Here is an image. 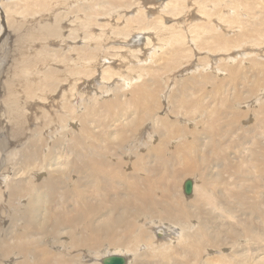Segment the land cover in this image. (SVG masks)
<instances>
[{
	"label": "bare ground",
	"instance_id": "6f19581e",
	"mask_svg": "<svg viewBox=\"0 0 264 264\" xmlns=\"http://www.w3.org/2000/svg\"><path fill=\"white\" fill-rule=\"evenodd\" d=\"M47 1L49 2V0H9V4L13 3L10 4V8H13V6L18 7L20 13H22L19 14L20 17L23 16L26 19L30 12L34 13L38 9H42V11L44 9L50 10V6L52 5H47ZM95 1L94 3L92 2V5H83L82 9H80L82 10L81 12H86V20L84 22L81 21L80 24L78 23V31L81 29V35L92 31L90 27H95V23L93 22L94 24H91L90 22L95 19L105 21L97 23V20H95L98 26L97 29L102 31L95 32V34L87 33L82 38L78 37V34L74 36L75 33L71 36V39L73 37L75 38V40H73L74 38L72 39L74 43L83 41L85 44L83 46L85 47L87 45L85 48L79 45L78 47L81 49L79 51L75 48V45L73 46L78 52L75 54H78L75 58L78 57L76 61L80 68V74L76 75L77 78H80L78 76H82V73L83 75L88 73L85 68L88 67V65L86 66V59L90 58L89 56L94 57L93 52L95 51L96 53L99 51L97 54L98 58L103 52V57L99 61V71L103 75L100 76L102 79L106 77L105 72L108 71L101 70L100 68L102 66H106V64L110 65V63L117 64V57L120 58L121 64H124L122 62L125 59L130 60L129 56L132 58L134 56L139 59L137 54L140 53L145 55V58L140 60L148 62V58L155 52L157 53L160 43L165 46V50L162 51L164 53L160 57H165L166 59L160 64L159 59H149V61L154 63V67L150 69L148 67V70L145 67L138 69L137 66L134 67H137L136 69L138 70L131 68L133 69L132 72L135 74L138 73V75L128 74L130 73L129 70L131 71L128 68V73L125 71L127 77L124 75L123 77L125 78H122V74H119L124 82L115 85L114 88H112L113 85L109 87L110 89L106 88L108 91L103 90L101 85V88H95L94 82L99 81L98 78L95 77L91 78L92 80H88L87 77L86 79L83 76L85 80L81 82L77 81V83H80L82 89L87 88L86 92L89 95L90 93L96 95L93 97L92 95L85 97L83 95L84 93H79L74 96L72 93L76 92L77 89L74 92L71 91L72 93L70 95L74 96L73 100L75 102L73 101L72 103L74 104L67 107L68 112L65 110V114L70 119L68 120L69 124L67 122L63 124L55 118L52 119L56 120L57 124L52 128L53 131L50 129V132H56L55 134H57L66 127L70 132L64 134L56 146L49 143L50 139L30 140L29 138L34 139L33 136L28 134L26 129L20 130L22 124L25 123L26 125V119L22 117V112H17L16 118L14 116L15 124L6 120V123H9L8 128L14 129L12 130L13 133H11V139H7V144L10 147L13 145L18 148L19 146L25 145L26 139L30 140V144L28 143L29 145L27 144L21 150H16L15 148V152L12 151L13 149L6 152V148L0 151V154L2 153L3 155V152H5L6 158L8 157L12 160L10 169L6 173L3 171V175L0 174V188L2 189L3 185H5L7 186L8 192L7 202H3V198H0V264H106L104 260L110 256L124 257L125 263L123 262L122 264H264V206L262 203L264 201H262L263 197L260 196L261 191H259L264 183V62L259 60L258 57L252 58L250 60L251 67L248 64L247 66L243 65L245 68L250 67L246 73H243V71L245 72V68L242 71L241 66H235L237 64L240 65L239 61L237 64H233L234 66H230V64V67L227 62L226 72L228 73L225 74H229L228 79L230 83L225 80L222 81L221 79L220 81L218 80L217 85L214 83L215 86L207 90L206 86L198 78H196L198 79L196 81L197 83L194 82L195 77L199 76L197 74L194 76L191 75L194 77V79L191 77L194 82L193 84L196 83V86L194 85V91L187 86V84H190L188 83L189 80L187 82L185 81L186 85L182 89L180 86L181 91L175 86V89L180 91L175 95L176 99L174 94H172L176 100V104L181 107H188V109L191 107L192 109V112L189 113L191 116L189 114L187 115L190 117L188 119L184 118L183 114L178 115L180 119H171L170 106L172 104L169 105L168 102L173 99H169L172 90L166 85L168 89L166 90L165 88L166 91H162L158 87L160 84L157 83L155 85L158 74L162 70L168 69L167 73H162L169 74V69L174 70L172 67L177 66L179 59L185 60L189 52L193 54L195 49L189 51L188 45H186V39H189L188 42H191L193 39L195 41L199 40L200 44H204L207 41L209 44L205 43L207 46H211L209 43L211 39L213 40L212 44H217L218 50L221 47L218 46L220 43L226 45V48L227 46L233 45V42L245 43L250 46L258 44L259 40L264 36V13L262 14L264 9H259L262 5L258 8L259 12L261 10V15L258 16V19H252L253 15L251 14L253 12L251 13L249 8L253 9V7L248 6L245 0ZM252 1L256 4L258 3L254 0ZM61 2L63 3L65 1ZM88 2L91 3L90 1ZM251 2H249V5ZM58 3H60V0ZM58 3V6H63V4ZM140 3H143V5L144 3H147V5L150 3L149 5L151 6H149L148 11L149 9L156 8L160 13L164 12L165 14L163 13L157 17L153 15L154 17H152V14H149L148 11L146 12ZM96 4L98 5L96 6ZM261 4H263V1ZM78 6L80 7V4ZM78 6L76 9L79 8ZM243 6L251 14L247 15L246 10L242 11L244 14L246 13V18L242 19L243 25L240 27L241 32L237 40L235 38L232 39L233 41L228 40L226 37L230 36H227L225 33L221 34L222 31L219 28L218 30L221 33H217L215 29L218 26L217 24L221 26L226 19H229V16V20L234 19V16H231L234 12L240 18V10ZM104 7L106 8L104 9ZM113 8H116V10H113ZM1 12L0 10V31L6 30L5 24L2 21L3 19L1 18ZM136 12V16H133L135 14L132 13ZM63 13L65 14V11ZM63 13L61 12V15ZM130 13L132 14L130 17H133L125 21V25L119 22L123 16L130 15ZM9 14H11L10 10L5 17ZM61 15L59 18H61ZM66 15H63L64 18ZM74 16L75 18L78 17L75 13ZM213 16H215L214 20L216 24L211 20ZM12 18L14 20L13 16ZM53 18H56V16ZM88 18L93 20L90 21ZM167 18L176 20V23L173 25L165 23ZM9 19L7 18V21ZM196 19L198 20L196 21ZM200 19L201 22H199ZM16 20L14 21L16 22ZM66 20H68L67 17ZM80 20H83V18ZM88 20L91 26L87 25ZM194 20L196 22L192 23ZM248 21L250 24L247 23ZM238 22L236 21V23ZM47 23L49 24L50 22ZM63 23L65 25V22ZM71 24L75 26V21L74 24ZM113 24L114 26L117 24L118 27L114 28ZM120 24L122 27L119 26ZM188 24L192 26L187 27L186 25ZM108 25L113 27L111 30L108 29L109 31L106 30ZM183 25L188 28H185L187 34L180 28ZM236 25H239V23ZM227 27L229 28V26ZM58 28L56 25L46 26L45 28L39 26V30L36 32L21 35L19 39L21 40V44L25 45L23 47L35 43L36 39L38 40L42 34L50 35L49 39L55 40L59 35L60 29ZM43 29L44 31L41 33ZM230 29L233 31L235 27H230ZM130 31H134L133 33L140 31V33L136 32L137 34L134 37L128 39V33ZM236 32L234 31V33ZM68 33H72L70 25ZM115 33L118 34H116L117 37H114L115 35L113 34ZM143 34L146 35L147 40H145L147 43L149 41L153 44L150 50L147 49V46L138 48L135 46L136 44L133 45L135 40L141 43L140 40L144 37ZM5 35L7 34H3V36ZM228 35H231L229 31ZM3 36L1 33L0 41ZM68 36L67 38H70ZM11 37L14 36L12 35ZM11 37L9 40H11ZM5 38L7 39V37ZM65 38L64 35V40H67ZM93 39H97L98 41ZM113 40L121 41L123 43L121 45L123 46H119L121 47L120 49L129 53L124 56V54H119L118 52L112 54L114 55L112 58L108 55L105 56L106 52H108L107 49L111 46L105 47ZM68 41L71 42L70 39ZM60 42L62 43V39ZM199 42L196 44L199 45ZM77 43L82 44L81 42ZM60 45H63V43ZM102 45L103 48L100 51ZM162 45L160 44V46ZM50 48L48 47V49ZM197 48L202 49L203 46ZM205 48L207 49V47ZM116 49L118 50L119 48ZM143 49H147L148 52ZM27 50L29 49L27 48ZM45 50L46 56H49L47 53L49 50L47 52ZM234 50L237 52L236 49ZM39 51L37 52L39 53ZM229 51L228 53L230 54ZM248 51L250 52V50H246V52ZM252 52L253 50H251L250 57H252ZM38 53L35 54L40 56V53ZM156 53L154 55L158 57ZM115 55L117 56L116 59ZM119 55L122 58L124 56V59H121ZM146 55L151 56L146 57ZM22 56H25V54H22ZM38 56V62L42 58L44 61V55H42L43 57L41 59ZM51 56L54 57L55 55ZM51 56H49L50 58L48 57V60L45 58L47 65L50 63H47L49 59H52L51 61L53 63V57ZM56 59L58 60L59 58L56 57ZM56 59L54 58V60ZM222 60L219 59V61ZM234 60L231 61L233 62ZM63 61L65 62V60ZM24 62L26 61L23 59L22 63ZM95 62L97 63V61ZM194 62L191 61L185 65V70L189 71L190 68L187 66L192 67L191 63ZM32 63L27 62L19 65L16 74L12 71L15 74L13 75L22 78ZM96 63L95 66L97 65ZM14 64L12 65L16 66ZM147 65L150 66L151 64ZM180 66L178 68L181 69L182 66ZM221 67L223 68V66ZM140 69L141 71L139 73ZM12 70L14 69L12 68ZM55 71V69H49L45 74L44 84H42L43 87L45 85L52 89L51 91H54L57 88L56 86L59 85L57 82L59 78H56ZM122 71L124 72L123 69ZM73 72L75 74L76 71ZM249 74L253 75L254 78ZM64 75L66 74L64 73ZM110 75L112 74L108 76ZM172 75H175V72L170 76L172 77ZM92 76L94 77V75ZM129 76L131 78L128 79ZM112 77L114 79L116 76L112 75ZM243 79V83L239 81L240 84L242 83L241 87H239L238 80ZM115 80H117V77ZM60 81L64 82L62 78ZM11 82L12 80H9L8 84L6 83L7 87L5 90L3 89L8 94L7 99H4L6 102H3H5V106L9 107L10 111H15L17 101L13 96L15 95L13 86L16 81L13 82L14 84ZM133 82L137 83L130 86ZM107 83L110 84V81ZM30 85L31 82L27 80L26 87L28 88L29 86V92L32 93L35 90L33 88L37 85L34 82V87H30ZM67 85L69 87V84ZM190 90L193 91L191 92L193 96L191 100L189 99L191 97ZM36 91H38L37 88ZM49 94L50 96L52 95L51 93ZM193 94L196 96L194 97ZM83 97L85 99L88 98L87 101L93 98V101L96 102L94 105L90 104L85 106V99L83 100ZM164 97L167 101H165V105L163 104V108L162 100L165 99L162 98ZM174 99L172 103L175 102ZM240 101H244L243 108L237 107L236 103ZM51 105L56 110H61L57 102L54 101ZM51 105L48 107H51ZM40 106L45 108L47 105L40 104ZM76 107L78 110H76ZM181 107L180 109H182ZM178 108L177 110L179 111ZM88 110L96 112L97 115H103L107 118V121H104V119H96L94 130L85 131L80 135H73L75 129L81 124V120L85 118ZM185 111L188 110H184V114ZM113 112L115 114H112ZM8 114L10 115V113ZM116 114H119L120 117L116 118ZM48 120L50 121L51 118ZM52 120L51 124L53 125L55 121L53 122ZM65 120L67 119L65 118ZM77 120L79 121L77 122ZM49 121L47 122L49 123ZM10 124H12L11 127H9ZM47 125L49 126V124ZM74 126L75 129L71 131V127ZM41 129L44 132L46 131V133L48 132L45 128ZM241 130L245 131V135ZM0 132L4 133L3 129ZM222 139H225V142ZM45 141L48 142L46 143ZM246 144H250V150L248 148L250 151L249 155L245 156L247 153L240 150L238 152H242V155H244L243 159L247 162L248 166L243 165L245 162L242 164L239 161L241 154L238 158L235 155L232 156V153L228 150V147L231 146L233 150L235 148L237 149V147L242 149L243 147L245 148ZM134 152H137L138 156L133 155ZM124 154L127 155L124 156ZM14 156L19 157L20 162H14ZM128 159L141 164L140 173L133 172L129 174L131 168L126 165ZM3 164L4 159L2 157L0 159V166ZM246 173L249 175L248 182L243 181ZM186 175L192 176L193 179L189 178L182 183L181 180ZM186 181H190L191 183L189 193L184 188ZM182 186L183 188L181 189ZM222 217L227 221L222 219ZM239 218L243 220V226L239 225ZM7 222L8 226L1 229V226L6 225ZM156 236L159 239L162 238L158 242L155 240L157 243L153 241ZM163 238L167 240L164 242ZM237 241H239L238 244ZM240 242L249 247L241 245ZM250 248L253 250V253L250 252Z\"/></svg>",
	"mask_w": 264,
	"mask_h": 264
},
{
	"label": "rangeland",
	"instance_id": "374dc122",
	"mask_svg": "<svg viewBox=\"0 0 264 264\" xmlns=\"http://www.w3.org/2000/svg\"><path fill=\"white\" fill-rule=\"evenodd\" d=\"M7 1V2H6ZM27 1H32V0H27ZM56 0H49V2L47 1V5H52L53 6V8H52V6H50L51 8H50V10H47V9H44V11H42V9H38L37 11H34V13H32V12H30L29 13V15H28V18H24L23 16H21L20 17V15L19 14H22V13H20V9L18 8V7H14L13 6V8H10V4H13V3H10L9 4V0H0V10L2 11L1 12V18L3 19L2 21H3V23L5 24V29L6 30H2V31H0V34L2 33V36H3V34H7V35H5V36H3V38H2V40L0 41V131L3 129V131H4V133L3 132H0V135L2 136H0V151L1 150H3L4 148H6V152H8L9 150H11V149H13L12 151L13 152H15V148H16V146H13L12 144H10V145H12V147H10L9 146V144H7L8 142H7V139L8 138H10L11 139V137H12V134L11 133H13V131L12 130H14L13 128H8V124L9 123H6V120H9L10 121V123H13V124H15V118H16V116H17V112H22L21 114H22V117L24 118V119H26L25 120V122H26V125H25V123L24 124H22L21 125V129L20 130H24V129H26L27 130V133L28 134H30L31 136H33V138L34 139H32V138H29L30 140H32V141H34V140H47V139H50L49 141V143L51 144V145H54V146H56L59 142H60V140H61V138L63 137V135L64 134H66V133H70L69 132V129L66 127V128H64L63 130H60L59 131V133H57V134H55L56 132H50V129L53 131V127H55L56 126V120L57 121H59V122H61V123H63V124H65V122H67L68 124H69V121L68 120H70L69 119V117H67V115L65 114V112L67 111H69V110H67V107H70L71 105H73L74 103H72L73 101L75 102V100H73V97L75 96V94H79V93H84L83 95L86 97V96H88L89 95V93L88 92H86V89L87 88H81L80 87V83L79 82H81L82 80H85V78L87 77L88 78V80H92L91 78H98L99 79V81H96V82H94V84H95V88H97V89H99V88H101L102 87V89L103 90H105V91H108L106 88H108V89H110L109 87H112V85H113V87L112 88H114L115 87V85H119V84H121L122 82H124L123 81V79H121L120 77V75L122 74V78H125V77H127V74H126V72L128 73V70L129 69H131V68H137L138 67V69L139 68H144L145 67V69H147L148 70V67H149V69L150 68H153L154 67V63L152 62V61H149V59H151V60H154V59H159V64L160 63H163L164 61H165V57H160V55L162 56L163 55V53H162V51H164L165 50V46L164 45H162V43H160L162 46H164V47H162V46H160V44L158 45V50L160 49V47H161V49L158 51L157 50V56L158 57H156V55H146V57L148 56H151V57H149L148 58V62H146V61H141V60H143L144 58H145V55H143V53H140V54H137L138 55V57H139V59L138 58H136V57H134L133 56V58L131 57V56H129L130 57V60L129 59H125L122 63H124V64H121L120 63V58H118L116 55H115V59H116V57H117V64H115L114 65V63L112 64V63H110V65L109 64H106V66L104 65V66H102L103 68H105V69H103L102 67L100 68L101 70H108L107 72H105L106 74H105V78H107V76L109 75V74H112L113 76H116L117 77V80H115L116 79V77L114 78V79H112L113 77H112V75H110V76H108V78L107 79H102V77H100V76H103L102 75V73H100V71H99V61H100V59L103 57V52H102V55L100 54L99 55V58H98V53H99V51L96 53V51L95 52H93L94 53V57L93 56H89L90 58H87L86 59V62H87V64H86V66L88 65V67L89 66H92V67H85L86 69H87V71H88V73H86L87 74V76H86V74H84L83 75V73L81 74L82 76H78V77H80V78H77V76L76 75H79L80 74V72H79V70H80V68H79V64L77 63V61H76V59H78V57L77 58H75L76 56H78V54L77 55H75L76 53H78L76 50L78 49V51L79 50H81L80 49V47H78L79 45H81L82 46V48H85L83 45H85L84 44V42L83 41H77V42H81L82 44H78L77 42H73L72 41V39L74 38H72L71 39V36L75 33V35L74 36H77V34L79 35L78 37H84L87 33H92V34H95V32H101L100 30H98L97 28H98V26H97V23L98 22H105V21H102V20H99V19H95V20H97V23H96V21L95 20H93V19H91V20H93L92 22H90L91 20H90V18H88L89 20H88V24L87 25H90L91 26V24H94L95 25V27H90V26H88V27H90L91 29H92V31H89V32H87V33H85V34H83V35H81V29L78 31V26H79V24H80V22L82 21V22H84V20H86V17H85V13L86 12H81L82 10H80V9H82V6L84 5V6H86V5H92L93 3H94V1L95 0H60V3H58L59 2V0H57V2H55ZM61 1H65V2H61ZM71 1V2H70ZM78 1V2H77ZM87 1H90L91 3H87ZM104 1H107V0H104ZM132 1H134V0H132ZM142 1V0H141ZM246 1V3H248V6H252L253 7V9H255V10H253V9H250L249 8V11L252 13H249L248 11H247V9L245 8V6H247V4H245V6H243V8H244V10H240L241 12V14H240V18L239 17H237V15H236V13L234 12V14L233 15H231L232 17L234 16V19H232V17H231V19L232 20H229L230 19V16L228 17L229 19H226V21H224L223 22V24L220 26V24H217L218 26H217V28H215L216 29V32L217 33H221L220 31H222V33L221 34H227V36H230V37H226L228 40H232L233 38H235V40H237V37L240 35V32H241V30H240V27L243 25V18H246L245 17V15H246V13L244 14V12H242V11H245V12H247L248 14L247 15H253L252 17V19H258V16H260L261 15V10L262 9H264V7H262V6H264V0H254V1H256V2H258L257 4L256 3H254L252 0H245ZM252 1V2H251ZM262 1H263V4H261L262 3ZM68 2V3H67ZM86 2V3H85ZM93 2V3H92ZM96 2V1H95ZM136 2V1H135ZM134 2V3H135ZM249 2H251V4L252 3H254V4H250L249 5ZM2 3V4H1ZM57 3L58 4H63V6H58L57 5ZM77 4V6L80 4V7L78 8V9H76L77 8V6H75L74 7V5H76ZM107 4H108V2H107ZM150 4V3H149ZM147 5V3H144V5H143V3L141 4L140 3V5H141V7L142 8H145V10H146V12L148 11V8H149V6H151V5ZM5 5V6H4ZM7 5H9V6H7ZM71 5V6H70ZM98 4H96V6H97ZM106 5V4H105ZM147 5V6H146ZM262 5V6H261ZM145 6V7H144ZM259 6H261L260 8H259ZM58 7V8H57ZM60 7H62V8H60ZM251 7V8H252ZM1 8H3V9H1ZM66 8H68V9H66ZM74 8H75V10H74ZM106 7H104V9H105ZM256 8H257V12L259 13H257L256 12ZM261 9L260 10V12H259V9ZM84 9V8H83ZM9 10H10V13L11 14H9L8 16H6L5 17V15L6 14H8L9 13ZM67 10V11H66ZM74 10V11H73ZM113 10H116V8L114 9L113 8ZM155 10H156V12H155ZM253 10V11H252ZM56 11V12H55ZM65 11V14L63 13ZM149 11H151V12H149ZM149 11H148V13L150 14H152V17H157L158 15H162L164 12H159V10H157L156 8L155 9H149ZM255 11V12H254ZM264 11V10H263ZM61 12L63 13V15H66V13H67V15L65 16V18H64V16L63 15H61ZM70 14H69V13ZM81 12V13H80ZM109 12V11H108ZM117 12V11H116ZM14 13V14H13ZM32 13V14H31ZM36 13V14H35ZM56 13V14H55ZM74 13H75V15H77L78 17H76L75 18V16H74ZM78 13V14H77ZM160 13V14H159ZM264 12H262V14H263ZM17 14V15H16ZM50 14V15H49ZM55 14V15H54ZM58 14V15H57ZM73 14V15H72ZM83 14V15H82ZM132 14H135V15H133V16H136V14H137V12L136 13H132ZM131 13H130V15H125V17L123 16L121 19H120V23L122 22V24L123 25H125V21H127L128 19H132V17H130L131 15H132ZM147 14V13H146ZM165 14V13H164ZM254 14H255V16H254ZM256 14H257V16H256ZM16 15V16H15ZM34 15V16H33ZM46 15V16H45ZM52 15V16H51ZM60 15H61V18H59L60 17ZM154 15V16H153ZM12 16L14 17V20H16V22H18V23H16L14 20H13V18H12ZM20 18H19V17ZM42 16V17H41ZM56 16V18H53V17H55ZM73 17V18H71V17ZM80 16V17H79ZM85 18H84V17ZM128 16V17H127ZM236 16V17H235ZM244 16V17H243ZM15 17H16V19H15ZM66 17L68 18V20H66ZM152 17H150V19H152ZM215 16H213V18H211V20L213 21V23L214 24H216V22H215V18H214ZM7 18L9 19L8 21H7ZM22 18V19H21ZM45 18V19H44ZM52 18V19H51ZM63 18V19H62ZM76 20H75V19ZM81 18H83V20H80ZM116 18V17H115ZM123 18H125L124 20H123ZM24 19H25V21H24ZM75 21V26L73 25L72 26V24L71 23H73L74 24V21ZM77 19H79L78 21H77ZM203 19V18H202ZM237 19V20H236ZM11 20H13V21H11ZM198 19H196V21H197ZM11 21V22H10ZM43 21V22H42ZM70 21V22H69ZM77 21V22H76ZM167 21V22H166ZM195 20L194 21H192V23L193 22H196ZM203 21V20H202ZM236 21L239 23V25H236V24H238V23H236ZM9 22H10V24H9ZM23 22H26V23H23ZM45 22V23H44ZM47 22H50L49 24L47 23ZM60 22V23H59ZM63 22H65V25H64V23ZM89 22L91 23V24H89ZM94 22V23H93ZM113 22V21H112ZM199 22H201V19L199 20ZM17 25H16V24ZM22 23V24H21ZM43 23V24H42ZM69 23V24H68ZM76 23H77V25H76ZM79 23V24H78ZM165 23H167V24H174V23H176V20H174V19H172V18H167V20H165ZM248 24H250V22L248 21L247 22ZM8 24V25H7ZM58 26L59 28L58 29H60V31H59V35H60V33H61V37L59 36H57V38L55 39V40H53V39H49V36L50 35H46V34H42V35H40L41 37H39V36H37V37H39V39L37 40L36 39V41H35V43H32V44H28L26 47L30 50H27V48L26 47H23V46H25V45H22L21 44V40L19 39V38H21L20 36L21 35H24V34H29L30 32H36L37 30H39V26L41 27V28H45L46 26ZM68 24V25H67ZM246 24V23H245ZM24 25V26H23ZM35 25V26H34ZM39 25V26H38ZM69 25L71 26V32L72 33H68V28H69ZM117 24H115V26H114V24H113V26H114V28L115 27H118V25L116 26ZM8 26V27H7ZM11 26H12V28H11ZM18 26H20V27H18ZM36 26H38V27H36ZM65 26H66V28H65ZM77 26V28H75ZM108 26H110V25H108ZM106 27V30L107 31H109V30H111L113 27ZM120 27H122V25L120 24L119 25ZM187 27L189 26H192V25H190V24H188V25H186ZM185 25H183V27L182 26H180V28H182L181 30L185 33V34H187V30L186 29H188L187 27H186ZM223 26H225L224 28H220V27H223ZM227 26H229V28L227 27ZM233 26L235 27V29L233 30V31H231V29H230V27H232L233 28ZM74 27V28H73ZM87 27V26H86ZM14 28V29H13ZM186 28V29H185ZM218 28H219V30H218ZM230 29V30H228V29ZM9 29V30H8ZM22 29V30H21ZM74 29V30H73ZM75 29H76V31H75ZM109 29V30H108ZM8 30V31H7ZM25 30V31H24ZM33 30H35V31H33ZM73 30V31H72ZM106 30H105V32H106ZM16 31V32H15ZM28 31V32H27ZM43 31H44V29L41 31V33H43ZM75 31V32H74ZM81 31V32H80ZM227 33H226V32ZM228 31H229V34H231V35H228ZM234 31H237L236 33H234ZM11 32V33H10ZM13 32V33H12ZM24 32V33H23ZM78 32V33H77ZM80 32V33H79ZM134 31H130V33H128V39H130V38H132V37H134L137 33H140V31H135V33H133ZM137 32V33H136ZM182 32V33H183ZM18 33H21V34H18ZM71 34V35H70ZM116 34L117 33H115V34H113V35H115L114 37H117L116 36ZM132 34H134V35H132ZM14 36V37H11V36ZM18 35H19V37H18ZM64 35H65V39H67V40H64ZM69 35V36H68ZM118 35V34H117ZM130 35H131V37H130ZM144 35V37H142L141 38V43L140 42H137V40H135V42L133 43V45H135V46H137L138 48L139 47H143V46H147L148 48L147 49H149L150 50V48H151V46H153V44L151 43V42H149L148 41V43H147V39H146V35L145 34H143ZM17 36V37H16ZM67 36L68 37H70V38H67ZM5 37H7V39L5 38ZM10 37H11V40H9L10 39ZM98 37V36H97ZM123 37H125V36H123ZM187 37V36H186ZM13 38V39H12ZM59 38V40L57 41V39ZM188 38V37H187ZM61 39H62V43H63V45H60V44H62L60 41H61ZM71 40V42L70 41H68V40ZM146 39V40H145ZM73 40H75V38L73 39ZM93 40H97V39H93ZM122 40V39H121ZM188 40L189 39H186V45H188V48H189V51L191 50V51H193L192 49H195V51L193 52V54H192V52H189L188 53V56H186V59L183 61L182 59H179L178 60V63H177V66H175V67H172L174 70H172L171 68L169 69V74H163V73H167L168 71V69L167 70H162L161 72H160V74H158V78H159V76H160V78H159V80H158V78H157V82L155 83V85H157V83L158 84H160L158 87H160V89L163 91V90H165V88H166V90L168 89V87L173 91V93H172V91H171V94H170V100H171V98H173L174 99V96L175 95H177L178 94V92H180L181 91V89H182V87L184 86V85H186V83H185V81L187 82V80H189L188 81V83H190V84H187V86H188V88L189 89H191V90H193V89H195V84L197 83L196 81L199 79L200 80V82L202 83L203 82V84L206 86V90L207 89H210L212 86H215V84L217 85V83L222 79V81L223 80H225L226 82H228V83H230V80L228 79V75L229 74H225V73H228V72H226V68H227V64H228V66L230 65V66H234L235 64H237V62L239 61V64L240 65H235L236 67H242L241 69H242V71H243V68H245V66H243V65H246L247 66V64L250 66L251 65V63H250V60H252V58L254 59L255 57L257 58L258 57V59L259 60H261L262 62H264V36L262 37V39L261 40H259V43L258 44H256V45H247V44H245V43H242V44H240L239 42H233V45H231V43H230V45L231 46H227V48L225 47L226 45H224L223 43L221 44H218V46H221V47H219V50L217 49L218 47L213 43L212 44V42H213V40H209V43L211 44V46H207V45H205V43H207L208 44V42L207 41H205V43L204 44H200V42H199V40H196L195 41V39H193L191 42L189 41L188 42ZM8 41V42H7ZM19 41V42H18ZM65 41V42H64ZM98 41V40H97ZM119 40H113V41H110L109 43H108V45L105 47V48H107V47H109V45L111 46L110 48L112 49V47H115V48H113L112 50L110 49V52H109V49H107V51L108 52H106V54H105V56H109L110 58H112V57H114V55H112V54H116V53H118L119 52V54H124V56H126L129 52H125V50H121L120 48L123 46V45H121V44H123V43H121V41L120 42H118ZM146 41V42H145ZM199 42V45H197L198 44V42ZM211 41V42H210ZM233 41V40H232ZM3 44H2V43ZM56 42H57V44H56ZM96 42V41H95ZM118 42V43H117ZM243 42V41H242ZM68 43V44H67ZM94 43V42H93ZM120 43V44H119ZM144 43V44H143ZM197 43V44H196ZM234 43H235V45H234ZM35 44V45H34ZM59 44V45H58ZM66 44V45H65ZM70 44V45H69ZM240 44V45H239ZM243 44H245V45H243ZM32 45V46H31ZM67 45H69V46H67ZM75 45V48H77V49H74V46ZM112 45H115V46H112ZM203 46V48L202 49H199V48H197V47H202ZM209 45V44H208ZM216 47L215 49H214V46ZM30 46V47H29ZM44 46V47H43ZM119 46H121V47H119ZM150 46V47H149ZM223 46V47H222ZM243 46V47H242ZM246 48H245V47ZM250 46V47H249ZM20 47H23V48H20ZM48 47H51V48H53V49H48ZM205 47H207V49L205 48ZM211 47H213V48H211ZM225 47V48H224ZM254 47V48H253ZM258 47V48H257ZM4 48V49H3ZM39 48H41V49H39ZM102 48H103V45L101 46V48H100V51H102ZM116 48H119L118 50L116 49ZM191 48V49H190ZM205 48V49H204ZM222 48V49H221ZM224 48V49H223ZM230 48H233V49H230ZM253 48V49H252ZM2 49V50H1ZM43 49V50H42ZM46 49V50H45ZM49 50V52H47L48 50ZM60 49V50H59ZM135 49H137V48H135ZM147 49L145 50V49H143V50H145V51H147ZM163 49V50H162ZM204 49V50H203ZM234 49H236L237 50V52L234 50ZM40 50V51H39ZM41 50H42V52H41ZM44 50L48 53V55L49 56H51V55H55L54 57L53 56H51V57H53V63H52V59H49V61L47 62V63H49L48 65L46 64V59L48 60V57L49 56H46L47 54L44 52ZM117 50V51H116ZM224 50V51H223ZM229 50H231V51H229ZM239 50V51H238ZM245 50V51H244ZM246 50H250V52L248 51V52H246ZM251 50H253V52H252V57H250V53H251ZM257 50V51H256ZM3 51V52H2ZM22 51V52H21ZM36 51V52H35ZM37 51H39V53L37 52ZM52 51V52H51ZM112 51V52H111ZM115 51V52H114ZM223 51V52H222ZM228 51L230 52V54L228 53ZM254 51H256V52H254ZM29 52V53H28ZM62 52V53H61ZM148 52V51H147ZM198 52V53H197ZM200 52V53H199ZM24 55L25 54V56H22V54ZM26 53H28V54H26ZM35 53H38L40 56H38L37 54H35ZM41 53H42V55H44V57L46 58H44V61H43V56L41 55ZM45 53V54H44ZM60 53V54H59ZM111 53V54H110ZM239 53V54H238ZM66 55V57H65V55ZM192 56H191V55ZM197 54V55H196ZM236 54H237V56H236ZM32 55V56H31ZM41 59L40 60V62L41 61H43V62H38V58H37V56ZM112 55V56H111ZM239 55V56H238ZM6 56V57H5ZM96 56V57H95ZM120 56V55H119ZM124 56H123V58L121 57V59H124ZM227 56H228V58H227ZM231 56H233L231 59H229ZM236 56V57H235ZM248 56V57H247ZM24 57V58H23ZM27 57V58H26ZM34 57H36V58H34ZM56 57L57 58H59L58 60L56 59ZM93 57V58H92ZM192 57V58H191ZM235 57V58H234ZM242 57H244V58H242ZM6 58H8V59H6ZM15 58H16V60H15ZM50 58V57H49ZM54 58L56 59V60H54ZM64 58V59H63ZM67 58V59H66ZM187 58H189L188 60H187ZM235 60H234V59ZM242 59V60H240V59ZM23 59H24V61H26V62H24V63H27V62H30V63H32V65H30V67H29V70H27L26 71V73H25V75H23V77L21 78L20 76H18V77H15L14 75L17 73L16 72V70H17V68L19 67V65H21V64H24V63H22L23 62ZM33 59V60H32ZM38 59V60H37ZM65 60V62L63 61V60ZM94 59V60H93ZM141 59V60H140ZM191 59V60H190ZM219 59L221 60V59H223L222 61H219ZM7 60V61H6ZM147 60V59H146ZM224 60H225V62H226V64H225V62H224ZM231 60H234L233 62L231 61ZM2 61V62H1ZM5 61V62H4ZM12 61V62H11ZM17 62V64H16V62ZM32 61V62H31ZM59 61V62H58ZM95 61H97V63L95 62ZM180 61V62H179ZM181 61H182V63H181ZM194 62V63H191L192 64V67H190V66H187V67H189L190 69H189V71H187V70H185V65H187V64H189V62ZM7 62V63H6ZM67 62V63H66ZM136 62V63H135ZM186 62H188V63H185ZM228 62V63H227ZM247 62H249V63H247ZM13 63H15L14 65H16V66H13L12 64ZM40 63V64H39ZM46 65H45V64ZM55 63V64H54ZM57 63V64H56ZM62 63H63V65H62ZM64 63H65V65H64ZM74 63V64H73ZM90 63V64H89ZM91 63H93V64H91ZM95 63L97 64L96 66H95ZM119 63V64H118ZM135 63V64H134ZM138 63V64H137ZM222 63H224L223 65H222ZM8 64V65H7ZM112 64V65H111ZM143 64V65H142ZM147 64H151L150 66H148ZM234 64V65H233ZM74 65H76V66H74ZM132 66V67H130V66ZM182 67H181V66ZM223 66V68L221 67V66ZM73 66H74V68H73ZM95 66V67H94ZM134 66H137V67H134ZM142 66V67H141ZM181 67V69L180 68H178V67ZM184 66V67H183ZM217 66V67H216ZM220 66V68H218ZM229 66V67H230ZM14 69V70H12V68ZM32 67V68H31ZM98 69H97V68ZM107 67H110V68H107ZM251 67V66H250ZM250 67H246L244 70H245V72L243 71V73H246V71L250 68ZM2 68V69H1ZM16 68V69H15ZM34 68V69H33ZM93 68V69H92ZM96 68V69H95ZM113 68V69H112ZM129 68V69H128ZM176 68V69H175ZM193 68V69H192ZM195 68V69H194ZM49 69H52V70H56L55 71V74H56V78H59L58 79V84L60 85V87H58V86H56L57 88L54 90V91H51L52 89H50L49 87H46L45 85H44V87H43V85L42 84H44V82L43 81H45L44 80V77H45V74L48 72V70ZM75 69V70H74ZM95 69V70H94ZM122 69L124 70V72L122 71ZM127 69V70H126ZM133 69H131V71L129 70V72L130 73H128V74H131V75H133V74H135L134 72H132L133 71ZM138 69H136V70H138ZM179 69V70H178ZM216 71H215V70ZM221 69V70H220ZM30 70H31V72H30ZM66 70H67V73H66ZM98 70V71H97ZM109 70H110V72H109ZM118 70V71H117ZM176 70V71H175ZM224 70H225V72H224ZM15 73H13V72ZM61 73H60V72ZM65 71V72H64ZM73 71H76L75 72V74H74V72ZM78 71V72H77ZM113 71V72H112ZM115 71V72H114ZM126 71V72H125ZM135 71V70H134ZM140 71H141V69L139 70V73H140ZM185 71V72H184ZM220 71V72H219ZM34 72V73H33ZM56 72H59V73H56ZM71 72V73H70ZM90 72V73H89ZM136 72H138V71H136ZM163 72V73H162ZM175 72V75L177 76H175V75H172V77L170 76L172 73H174ZM182 74H181V73ZM188 72H190V73H188ZM64 73L66 74V75H64ZM91 73H93V74H91ZM95 73V74H94ZM114 73H116V75H114ZM184 73H185V75H184ZM188 73V74H187ZM209 73V74H208ZM14 74V75H13ZM58 74V75H57ZM69 74H70V76H69ZM73 74V75H72ZM90 74V75H89ZM108 74V75H107ZM120 74V75H119ZM195 74H197V75H199V76H197V77H195V80H194V82H196L195 84H193L194 82H193V79H194V77H192V76H194ZM221 76H220V75ZM248 74V73H247ZM18 75V74H17ZM16 75V76H17ZM69 77H68V76ZM89 75V76H88ZM92 75H94V77L92 76ZM96 75V76H95ZM117 75H119V76H117ZM125 75V77H123ZM135 75H138V73L137 74H135ZM165 75V76H164ZM192 75V76H191ZM203 75V76H202ZM224 75V76H223ZM226 75H227V77H226ZM246 75V74H245ZM250 76H252L253 78H254V76L253 75H251V74H249ZM65 76H66V78H65ZM85 78H84V77ZM169 77V78H167V77ZM183 76V77H182ZM15 77V78H14ZM34 77V78H33ZM70 78L69 80H68V78ZM74 77V78H73ZM112 77V78H111ZM165 77V78H164ZM193 79H192V78ZM3 78V79H2ZM11 78H13V79H11ZM18 78V79H17ZM28 81H30L31 82V85H30V87L31 86H35V85H37V86H35L34 88H33V92L32 93H30L29 92V86H28V88L26 87V83H27V80ZM46 78V77H45ZM61 78H62V80L64 81V82H61L60 80H61ZM77 78V79H76ZM86 78V79H87ZM109 78H111L109 81H110V84L109 83H107V82H109V81H107ZM121 80H120V79ZM129 78H131L130 76L128 77V79ZM166 78H167V81L169 82H167L166 81ZM173 80H172V79ZM179 79V81H178V79ZM191 78V79H190ZM196 78H198V79H196ZM201 78H202V81H201ZM15 79V80H14ZM31 79V80H30ZM65 79V80H64ZM74 79H76V80H74ZM80 79V80H79ZM161 79V80H160ZM9 80L11 81L12 80V82L11 83H13L14 81H16V82H14L13 84H14V86H16V87H14L13 86V89H14V94L15 95H13L14 96V98H15V100L17 101V104H16V107L18 108H16V110L15 111H10V109H9V107H7V106H5L6 104H4L6 101L4 100V99H7V95L8 94H6L5 93V88L7 87V85H6V83L8 84V82H9ZM67 80V81H66ZM73 80V81H72ZM107 82H106V81ZM112 80H114V81H112ZM118 80H120V81H118ZM170 80V81H169ZM176 80V81H175ZM219 80V81H218ZM76 81V82H75ZM77 81H79L78 83H77ZM103 81H105L104 83H103ZM117 81V82H116ZM159 81H160V83H159ZM163 81V82H162ZM164 81H166V82H164ZM174 81V82H173ZM184 81V82H183ZM241 82L242 81V83H243V81H244V79L243 80H238V82ZM22 82V83H21ZM33 82H34V84L35 85H33ZM66 82H68V83H66ZM99 82V83H98ZM102 82V84H100ZM162 82V83H161ZM240 82L238 83V84H240ZM62 85H64V84H66L65 86H62ZM98 83V84H97ZM114 83V84H113ZM137 82H133V83H131V85H130V83H129V85L130 86H132L133 84H136ZM215 83V84H214ZM241 83V84H242ZM67 84H69V87H68V85ZM71 84H73V85H71ZM106 84V85H105ZM107 84H108V86H107ZM164 85L163 87H162V85ZM241 84L240 85H238L239 87H241ZM22 85V86H21ZM78 85V86H77ZM99 87H98V86ZM100 85H101V87H100ZM128 85V86H129ZM166 85L168 86V87H166ZM195 85V86H194ZM202 85V84H201ZM24 86V87H23ZM39 86V87H38ZM72 86V87H71ZM105 86V87H104ZM174 88H173V87ZM177 87V89L179 88V90H177V89H175L176 87ZM180 86H181V89H180ZM192 86V87H191ZM18 87V88H17ZM162 87V88H161ZM243 87V86H242ZM36 88H37V90L38 91H36ZM49 88V89H48ZM81 88V89H80ZM111 88V89H112ZM129 88H131V87H129ZM164 88V89H163ZM262 88V87H261ZM3 90V92H2V90ZM16 89V90H15ZM65 89V90H64ZM67 89H69V90H67ZM75 89H77V91L76 92H74L75 91ZM79 89V90H78ZM101 89V90H102ZM26 90H27V92H26ZM62 90H64V91H62ZM113 90V89H112ZM165 90V91H166ZM190 90V94H191V97L189 98L190 100L192 99V93L191 92H193V91H191ZM35 91H36V93H35ZM51 91V92H50ZM67 91V92H66ZM70 91V92H69ZM71 91H73L74 93H72ZM56 92H57V94H56ZM65 92V93H64ZM177 92V93H176ZM26 93H27V95H26ZM35 93V94H34ZM49 93H51L52 95L50 96V94ZM54 93V94H53ZM65 95H64V94ZM67 93H68V95H67ZM73 94L74 96H72V95H70V94ZM31 94V95H30ZM46 94H47V96H46ZM49 94V95H48ZM172 94H174V96H172ZM196 94V93H195ZM195 94H193L194 95V97L196 96ZM198 94V93H197ZM30 95V96H29ZM36 95V96H35ZM39 96V98H38V96ZM55 95H56V97H55ZM92 95V97L93 96H95L94 94H92V93H90V95L89 96H91ZM245 95V94H244ZM5 98H4V97ZM17 96H19V97H17ZM34 96V97H33ZM54 96V97H53ZM172 96V97H171ZM18 99H17V98ZM53 99H52V98ZM49 98V99H48ZM52 100H51V99ZM59 98V99H58ZM65 98V99H64ZM35 99H37V100H35ZM48 99V100H47ZM58 99V101H56ZM85 98L83 97V100H84ZM87 99L88 98H86L85 99V106H87V105H94L95 104V102L96 101H93V98H91V100L90 101H87ZM162 99H165V97L164 98H162ZM173 99L170 101V102H168L169 103V105H171L170 106V108H171V115H172V118L171 119H178L179 117H178V115L180 116V115H182L183 114V117L184 118H186V119H188V118H190L189 116H191L189 113L190 112H192V109H191V107L188 109V107H181V106H179V105H177L176 104V96H175V99H174V101L175 102H173L172 103V101H173ZM33 100V101H32ZM42 100V101H41ZM44 100H46V101H44ZM50 100V101H49ZM101 100V99H100ZM3 101H5V102H3ZM45 103H44V102ZM57 102V104H58V106H60L59 107V109H61V110H56L55 108H54V106L52 107V103L53 102ZM61 101V102H60ZM87 101V102H86ZM165 101H167L166 99L165 100H162V105L164 104V103H166ZM2 102H3V104H2ZM24 102H25V104H24ZM28 102V103H27ZM31 102V103H30ZM42 102V103H41ZM47 102V103H46ZM49 102V103H48ZM50 102H51V104H50ZM67 102V103H66ZM69 102V103H68ZM89 102V103H88ZM92 102V103H91ZM33 103V104H32ZM243 103H244V101H240L239 103H236L237 104V107L238 108H243L244 107V105H243ZM35 104V105H34ZM38 104V105H37ZM40 104L41 105H47V106H45V108L43 107V106H40ZM51 105V107H48V106H50ZM62 104V105H61ZM64 104V105H63ZM65 104H66V106H65ZM76 104V103H75ZM175 104V105H174ZM37 105V106H36ZM165 105V104H164ZM164 105H163V108H164ZM24 106V107H23ZM37 107V109H36V107ZM58 106H56V107H58ZM47 107V108H46ZM66 109H65V108ZM174 107V108H173ZM179 107V108H178ZM180 107L182 108V109H180ZM35 108V109H34ZM77 108V107H76ZM88 108V107H87ZM177 108L179 109V111L177 110ZM251 108V107H250ZM43 109H44V111H43ZM46 109V110H45ZM48 109V110H47ZM173 109V110H172ZM188 110V111H185V114H184V110ZM18 110V111H17ZM22 110V111H21ZM50 110V111H49ZM66 110V111H65ZM76 110H78V108L76 109ZM190 110V111H189ZM243 110H245V109H243ZM28 111V112H27ZM46 111H48V112H46ZM248 111H249V109H248ZM6 112V113H5ZM12 112V113H11ZM13 112H14V114H13ZM24 112V113H23ZM75 112H78V111H75ZM181 112V113H180ZM8 113H10V115L8 114ZM27 113V114H26ZM53 113H54V115H53ZM79 113H82V112H79ZM175 113H176V115H175ZM25 114V115H24ZM52 114V115H51ZM112 114H115V112H113ZM189 114V116H187ZM192 114V113H191ZM39 115H41V116H39ZM44 115V116H43ZM117 116H116V118H119L120 117V115L119 114H116ZM167 115V114H166ZM170 115V116H171ZM193 115V114H192ZM14 116H15V118H14ZM46 116H48L47 118H45ZM186 116V117H185ZM53 117V118H52ZM174 117V118H173ZM30 118V119H29ZM45 118V119H44ZM49 118H51V120L52 119H56V120H52L53 122V125L51 124V120L49 121L48 119ZM65 118L67 119V120H65ZM75 119H77V117H75ZM96 119H104V121H107V118L106 117H104L103 115H97L96 114V112H93V111H91V110H88L87 112H86V114H85V118H83L82 120H81V124L79 125V127L77 128V129H75V126L74 127H71V131L72 130H74L75 129V132L73 133V135H80V134H83L85 131H91V130H94V126H95V121H96ZM180 119V118H179ZM30 120V121H29ZM34 121V122H33ZM47 121H49V123L47 122ZM79 120H77V122H78ZM49 124V126L47 125V124ZM76 123V122H75ZM11 125L12 124H10V126L9 127H11ZM192 125H194V124H192ZM51 126V127H50ZM50 127V128H49ZM41 128H45V129H47V133H46V131L44 132V130L43 129H41ZM11 129V130H10ZM241 132L245 135V131H243V130H241ZM3 133V134H2ZM45 133V134H44ZM154 133V132H153ZM4 137H5V139H6V142H5V139H4ZM51 137H53V138H51ZM30 140H28V139H26V141H25V145H22V146H19L18 148H16V150L18 149V150H21V149H24V147L25 146H27V144L29 143V141ZM223 140V142H225L224 140L225 139H222ZM27 142V143H26ZM44 142V141H43ZM42 142V143H43ZM46 142V141H45ZM48 142V141H47ZM46 142V143H47ZM30 144V143H29ZM28 144V145H29ZM248 145V146H247ZM72 146H73V144H72ZM226 146V145H225ZM74 148H75V146H73ZM27 148V147H26ZM229 149V151L232 153L231 155L232 156H239L240 154V158H239V161L243 164L244 162V166H248V164H247V162L243 159L244 158V155H242V152H246L245 154V156H248L249 155V150H250V144H246L245 145V148L243 147L242 149L239 147H237V149L235 148V150H233V148H232V146L231 147H228ZM248 148H249V150H248ZM133 150H135V149H133ZM238 150H240V151H242V152H238ZM246 150V151H245ZM248 150V151H247ZM234 151V152H233ZM237 151V152H236ZM238 155H237V154ZM127 154H124V156H126ZM133 155H135V156H138V153L137 152H134V154ZM2 157H3V159H4V164L2 165V166H0V174H4L3 173V171L6 173L7 171H8V169H10L9 167H10V164H12V160L11 159H9L8 157L6 158V153L5 152H3V155H2V153L0 154V159H2ZM5 157V158H4ZM132 157V156H131ZM134 159V158H133ZM241 159H243V160H241ZM14 162H20V159H19V157H15L14 156V160H13ZM126 165L127 166H130V168H131V171L129 172V174L130 173H133V172H141V169H140V166H141V164H138V163H136V162H132L130 159H128L127 161H126ZM193 179V177L192 176H188V175H186L182 180H181V182L183 183L185 180H187V179ZM248 179H249V175H248V173H246V176H245V178H244V182H248ZM38 181V180H37ZM4 183V182H3ZM5 184V183H4ZM222 184H224V183H222ZM7 185V184H6ZM7 186H5V185H3V187H2V189L0 188V198H3L2 199V201L4 202V201H6L7 202V199H8V192H7V188H6ZM183 188V186L181 187V189ZM4 190H6V191H4ZM5 193H3V192ZM259 191H261V193H260V196H262L263 198H262V201H264V183H263V185L261 186V188L259 189ZM181 192L183 193V191L181 190ZM3 193V194H2ZM2 196V197H1ZM4 196V197H3ZM191 196V195H190ZM6 199V200H5ZM1 200V199H0ZM2 202V203H3ZM263 203V206H264V202H262ZM222 219H224L225 221H227L224 217H222ZM238 222H239V225L240 226H243L242 225V223H244L243 222V220H241L240 218L238 219ZM6 224V223H5ZM247 224V223H246ZM6 226H8V222H7V224L6 225H2L1 226V229H4ZM241 238V237H240ZM239 238V239H240ZM244 238V237H243ZM160 239H162V238H160ZM160 239L156 236L155 238H154V242H155V240H157V242H158V240L160 241ZM164 239V242L167 240V239H165V238H163ZM238 239V240H239ZM162 241V240H161ZM157 242H155V243H157ZM239 243V241H237V244ZM240 244L241 245H244V244H242L241 242H240ZM244 246H246V247H249V246H247V245H244ZM250 252H252L253 253V250L250 248ZM115 254V253H114Z\"/></svg>",
	"mask_w": 264,
	"mask_h": 264
},
{
	"label": "water",
	"instance_id": "95a60500",
	"mask_svg": "<svg viewBox=\"0 0 264 264\" xmlns=\"http://www.w3.org/2000/svg\"><path fill=\"white\" fill-rule=\"evenodd\" d=\"M184 188L187 191V193L190 192V190H191L190 181L185 182ZM104 261L106 264H122L123 262L125 263V258L119 257V256H110L107 259H105Z\"/></svg>",
	"mask_w": 264,
	"mask_h": 264
}]
</instances>
